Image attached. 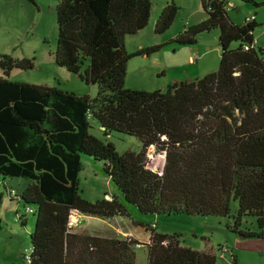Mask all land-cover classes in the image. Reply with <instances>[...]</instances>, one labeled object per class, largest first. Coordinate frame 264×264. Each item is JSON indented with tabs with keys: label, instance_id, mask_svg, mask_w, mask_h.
Instances as JSON below:
<instances>
[{
	"label": "trees",
	"instance_id": "1",
	"mask_svg": "<svg viewBox=\"0 0 264 264\" xmlns=\"http://www.w3.org/2000/svg\"><path fill=\"white\" fill-rule=\"evenodd\" d=\"M201 5L206 16L171 41L191 45L196 34L217 28V68L163 91L124 87L128 59L159 47L131 53L123 47L125 35L146 25L149 0H57L54 62L96 85L92 98L11 81L10 70L32 68V60L0 54V177L7 196L25 206L14 221L23 226L25 212L34 216L27 264H134L136 239L67 228L70 210L103 219L127 215L114 195L92 202L79 195L81 154L104 161L107 178L142 213L228 217L231 233L264 237V49L243 48L253 38L254 18L234 24L224 0ZM177 10L165 3L154 32H164ZM92 120L105 135L135 136L140 149L118 153L88 133ZM150 146L163 153L159 173L147 167ZM6 178L23 180L18 195L9 196ZM244 216L259 229H240ZM143 245L146 264L215 263L214 251L182 246L175 234L153 227Z\"/></svg>",
	"mask_w": 264,
	"mask_h": 264
},
{
	"label": "rangeland",
	"instance_id": "2",
	"mask_svg": "<svg viewBox=\"0 0 264 264\" xmlns=\"http://www.w3.org/2000/svg\"><path fill=\"white\" fill-rule=\"evenodd\" d=\"M149 1L150 9L146 25L133 34L125 35L123 47L128 53L153 45H159V47L147 55H134L128 59L125 65L124 86L138 90L160 89L163 91L173 81L172 77H180L185 69L189 75L193 69H196V74L190 76V79L214 71L218 65L216 54L219 58L220 51L217 28L196 34L195 42L191 45L171 41L185 26L193 25L206 16L201 0ZM171 1L178 7L172 23L164 32H154V24L161 8ZM56 3L57 0H0V54H8L14 59L32 60V68H12L7 78L11 81L55 86L62 91L92 98L97 91L96 85L85 84L76 75L54 62L57 37ZM224 3H230L232 6L227 10V15L234 24L243 23L245 18L254 15L256 24L252 35L257 46L264 49V0H224ZM201 17L203 18L198 20ZM236 45L237 43L234 42L230 44V47L233 48ZM189 47H193L195 51L197 48L205 51L211 49V54H208L207 60L205 58L196 65L187 66L185 50ZM190 57H188L189 62ZM195 60L196 57L191 60V63ZM0 76H3L1 69ZM88 133L104 142H111L118 153L140 149V142L135 136L117 131H109L105 135L95 120L90 121ZM151 150L152 147H148L146 156L149 158V165L153 167L155 162L159 164L161 153ZM80 158L81 168L77 176L79 195L91 202L103 198L104 195L106 198L114 195L127 213L125 216L115 217V220L120 223L121 232L127 231L138 241L147 242L149 228L153 227L158 233L175 234L182 246L214 251V264H248L243 258L245 254L249 256V264H264L252 239L241 238L226 228V223L231 221L230 218L182 213L169 215L142 213L132 203L125 201L115 185L107 178L103 171L104 161L85 154H81ZM5 180L7 190H13L14 195H18L23 180L20 178ZM0 191L2 192L0 195V264H27L23 256L30 249L29 232L34 224V216L25 212L23 226L14 221L16 215L14 211H25V206L17 204L13 197L9 200L2 185H0ZM234 209L235 202H231V212ZM106 223V219L85 215L79 228L85 232L106 233L101 232L103 227L106 229L104 226ZM240 229L257 231L259 228L254 217L244 216ZM262 230L264 231V227ZM122 234L124 235L119 233L118 236H123ZM219 246L226 247L227 250L223 252L221 249L217 250ZM133 251L134 264H146V246L134 247ZM231 255L234 256L235 263H232Z\"/></svg>",
	"mask_w": 264,
	"mask_h": 264
},
{
	"label": "crops",
	"instance_id": "3",
	"mask_svg": "<svg viewBox=\"0 0 264 264\" xmlns=\"http://www.w3.org/2000/svg\"><path fill=\"white\" fill-rule=\"evenodd\" d=\"M202 18L203 17L199 18L198 20H200ZM171 36H173V35H171ZM187 51H188V53H187ZM199 51L201 52L200 54L198 53ZM208 54L209 55L211 54V49H209V51H205V50H199V48H197V50L195 51L193 47H189L188 50H185V55H187L186 56V59H185L186 65L187 66H193V65H196V63H200L205 58L207 60L208 59V57H207ZM192 55L196 57V60L193 63H191V60H190V62L188 60V57L189 56H192ZM211 58H213V55H211ZM216 59H218V55L217 54H216ZM211 63L213 64V61ZM195 74H196V69H193L191 71L190 75L187 72V70L185 69L184 70V73L181 74L180 77H172V79H173V81L190 79V76H194ZM195 78H197V77H194L193 79H195ZM124 81H125V77H124ZM124 87L125 88H129V89L134 88V87H130V86H124ZM136 90H138V89H136ZM151 151H153V147H152V150ZM4 182L6 183V180ZM2 183H3L2 182V179H0V185H2ZM4 192H5V190H4ZM1 194H2V192L0 191V195ZM8 199L10 200V198H8ZM16 212H18V211L15 210L14 213H16ZM83 217H85V216H83ZM88 217H93V216H88ZM106 220H107V223L104 225L106 227V229L103 227V230L101 231V232H106V233H98V232H95V231H92V233H91V232L82 231V229L79 228V226L81 225V223L79 224V226H78V228L76 230H77V232H84V233H89V234H96V235L106 236V237H114V236H118L119 233H124V234H129V236H131L132 238L136 239V237H134L133 235H131L127 231L121 232V229L119 227L120 226V223L118 221H116L114 217H112L110 219H106ZM263 233H264V231H263ZM249 239H252L254 241L255 244H253V245L256 247V250L258 252V255L262 257V261L261 262H264V237L263 238H249ZM243 258H244V261L249 264V262H250L249 261V256L247 254H245L243 256Z\"/></svg>",
	"mask_w": 264,
	"mask_h": 264
},
{
	"label": "built area",
	"instance_id": "4",
	"mask_svg": "<svg viewBox=\"0 0 264 264\" xmlns=\"http://www.w3.org/2000/svg\"><path fill=\"white\" fill-rule=\"evenodd\" d=\"M225 9H229V8H231L232 6H231V4L230 3H225L224 4V6H223ZM254 18V15H251L250 17H248V18H245L244 19V21L246 22H248V21H250L251 19H253ZM256 44V41L254 40V38H252V40H251V43H249V44H244L243 45V48L244 49H248V48H251V47H253L254 45ZM194 57L195 56H191L190 57V60H192V59H194ZM147 154V153H146ZM159 157H160V162H159V164H157V162H155L154 163V166L153 167H151L150 165H149V158H148V163H147V167L149 168V169H151L152 171H154V172H157V173H159L160 171H161V168H162V165H163V161H164V156H163V153H161V154H159ZM150 158H152V157H150ZM14 191L13 190H9V196H13L14 195V193H13ZM27 211H29V212H31V210L30 209H28ZM82 214L81 213H79V212H77L76 210H70L69 212H68V216H67V228L69 229V230H74L79 224H80V222H81V220H82ZM115 218V217H114ZM14 220H16V217L14 218ZM123 236H126V237H128V238H132L131 236H129V234H124ZM142 244H143V242H141V241H138L137 240V242L133 245L134 247H142ZM227 250V248L226 247H221V251L223 252V251H226ZM23 258L26 260L27 258H28V253H25L24 254V256H23Z\"/></svg>",
	"mask_w": 264,
	"mask_h": 264
},
{
	"label": "clouds",
	"instance_id": "5",
	"mask_svg": "<svg viewBox=\"0 0 264 264\" xmlns=\"http://www.w3.org/2000/svg\"><path fill=\"white\" fill-rule=\"evenodd\" d=\"M225 4V3H224ZM225 10H227V9H225ZM257 45V44H256Z\"/></svg>",
	"mask_w": 264,
	"mask_h": 264
},
{
	"label": "water",
	"instance_id": "6",
	"mask_svg": "<svg viewBox=\"0 0 264 264\" xmlns=\"http://www.w3.org/2000/svg\"><path fill=\"white\" fill-rule=\"evenodd\" d=\"M102 128V127H101Z\"/></svg>",
	"mask_w": 264,
	"mask_h": 264
}]
</instances>
